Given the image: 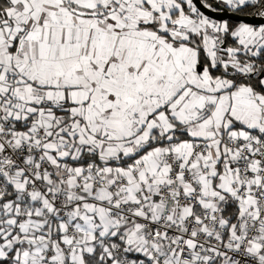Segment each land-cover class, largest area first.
Listing matches in <instances>:
<instances>
[{
  "label": "snow or ice",
  "instance_id": "snow-or-ice-1",
  "mask_svg": "<svg viewBox=\"0 0 264 264\" xmlns=\"http://www.w3.org/2000/svg\"><path fill=\"white\" fill-rule=\"evenodd\" d=\"M0 264H264V0H0Z\"/></svg>",
  "mask_w": 264,
  "mask_h": 264
}]
</instances>
